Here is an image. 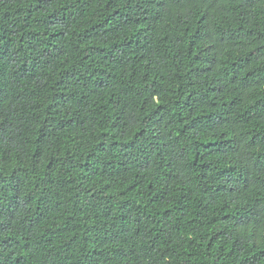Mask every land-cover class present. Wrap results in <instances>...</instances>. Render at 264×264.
Masks as SVG:
<instances>
[{
    "label": "trees",
    "instance_id": "1",
    "mask_svg": "<svg viewBox=\"0 0 264 264\" xmlns=\"http://www.w3.org/2000/svg\"><path fill=\"white\" fill-rule=\"evenodd\" d=\"M0 264H264V0H0Z\"/></svg>",
    "mask_w": 264,
    "mask_h": 264
}]
</instances>
